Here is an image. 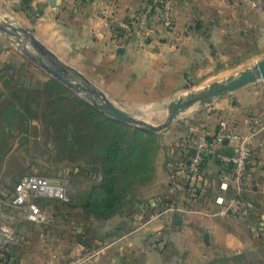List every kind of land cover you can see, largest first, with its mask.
<instances>
[{
  "label": "rangeland",
  "instance_id": "obj_1",
  "mask_svg": "<svg viewBox=\"0 0 264 264\" xmlns=\"http://www.w3.org/2000/svg\"><path fill=\"white\" fill-rule=\"evenodd\" d=\"M0 1L4 2L0 5L1 223L9 224L6 219H19L26 213V207L12 205L17 182L29 175L48 176L66 184L71 201L41 200L48 221L24 227L27 239L42 245L41 239H48L42 249L55 252L54 260L48 264H81L83 255L77 247L87 245L92 249L99 237L106 247L114 238L119 239L115 264H264L261 221L258 227L254 226L258 235L248 238L250 250L232 255L222 252L210 234L195 236L192 221L185 222L193 229L190 236L182 237L175 230L183 222L177 218L178 212L172 211L176 209L171 193L174 183L167 177L166 153L168 136L209 112L220 98L210 104L195 103L170 123L169 104L253 68L264 59V53L260 55L262 60L228 61L220 64L213 76L190 79L182 92L169 101L133 107L104 92L99 96L64 84L61 77L74 85L85 87L87 83L99 90L68 70L33 32L29 31L32 36L27 38L18 30L24 28L25 16L20 6L27 0H20V4L16 0ZM226 3L256 4L257 0ZM259 33L260 38L250 36L237 40V45L242 43L243 49L252 52L260 43L258 48L264 52V30ZM251 52L243 53L251 56ZM89 97L100 104L107 101L134 120L162 129L154 131L119 121L99 110ZM252 210L248 205L247 214L239 219L226 213L224 207L218 212L238 221ZM169 211L177 219H169L168 227H161L164 214ZM213 213L210 209L212 216ZM117 214H121L120 220L114 219ZM56 236L62 241H57ZM23 243L28 250L27 242ZM108 258L106 254L104 260ZM97 263L93 258L89 264Z\"/></svg>",
  "mask_w": 264,
  "mask_h": 264
},
{
  "label": "crops",
  "instance_id": "obj_2",
  "mask_svg": "<svg viewBox=\"0 0 264 264\" xmlns=\"http://www.w3.org/2000/svg\"><path fill=\"white\" fill-rule=\"evenodd\" d=\"M21 3L24 28L33 32L68 70L81 74L114 100L133 107L169 101L182 92L190 79L213 76L220 64L228 61L263 59L260 56L263 49L258 48L260 43L251 52L243 49L242 43L237 45V40L250 36L260 38L259 32L264 30V0H257L256 4L174 0L172 30L157 26L152 32L134 36L127 42L119 40L117 24L139 10V0H27ZM0 5L4 2L0 1ZM243 52H251V56ZM222 122L242 135L250 150L244 197L254 210L238 221L218 212L224 207L218 200L228 203L234 195L232 166L219 156L236 154L239 142L218 144L216 155L206 160L198 179H191L187 174L191 156L188 140L192 142L201 135L213 136ZM168 139L167 177L174 183L171 193L176 205L172 211L178 212L177 218L183 222L175 230L182 237L190 236L193 229L185 222L192 221L194 235L210 234L222 252L232 255L249 251V236L258 235L254 226L258 227L261 221L264 227V84H251L232 96L220 98L209 112L186 122ZM225 183L229 185L228 190L222 188ZM172 211L164 214L161 227H168L169 219L175 222L177 218ZM120 218L121 214L114 217ZM6 221L15 232V240L10 254L0 247V264H48L54 260L55 252L42 249L48 239L42 238V245L40 241L26 238L24 227L31 223L24 215ZM55 239L62 241L58 236ZM23 242H27L28 250ZM119 244V239L114 238L106 247L99 237L92 249L79 245L77 249L83 255L81 264H89L93 258L97 264H115ZM106 254L109 258L104 260Z\"/></svg>",
  "mask_w": 264,
  "mask_h": 264
},
{
  "label": "built area",
  "instance_id": "obj_3",
  "mask_svg": "<svg viewBox=\"0 0 264 264\" xmlns=\"http://www.w3.org/2000/svg\"><path fill=\"white\" fill-rule=\"evenodd\" d=\"M140 7L132 16L119 21L117 24V36L122 42H127L137 35H146L156 29L157 26L165 30H172L175 27L174 0H139ZM224 141L239 142V150L232 156H219V158L232 166V180L234 182V195L228 203L219 199V204L224 205L225 212L235 219H239L248 212V204L244 197V178L250 150L246 139L239 133L229 129L226 123H220L217 132L213 136L201 135L194 141H189L191 149L187 174L191 179H198L205 167L209 157L216 155L218 144ZM193 143V146L190 143ZM224 190L229 189L228 184L222 185ZM196 195L197 193L194 192ZM41 200L60 201L69 203V196L66 184L58 178L29 175L21 178L14 187V207H26L24 219L34 225H42L48 221L45 215ZM15 240L13 228L7 224L0 223V247L10 252Z\"/></svg>",
  "mask_w": 264,
  "mask_h": 264
},
{
  "label": "water",
  "instance_id": "obj_4",
  "mask_svg": "<svg viewBox=\"0 0 264 264\" xmlns=\"http://www.w3.org/2000/svg\"><path fill=\"white\" fill-rule=\"evenodd\" d=\"M18 30L21 33H24L27 38L32 36L31 33L23 27L18 28ZM40 45H42V44H40ZM52 73L55 74L56 76L60 75L57 71L52 70ZM75 73L77 74V76L83 78V76L81 74H79L77 72H75ZM60 79L64 84L71 86L72 88H75V89L81 88V89L86 90L90 93L96 92V94H98V95L100 94L99 96H101V94H103L102 91H99V90L96 91V89L89 87L90 85H87V83H85L86 86L83 87L80 84L74 85L67 78L61 77ZM261 80L264 81V60L258 62L253 68L248 69V70H244V71L240 72L238 75L228 78L224 82H220V83L216 82V83L211 84L208 88L205 89L204 92H201V93L198 92V94H191L184 99L170 103L169 107H170V109H172V112H171L170 117H169V123L171 121H173V119H175L179 115V113L187 110L188 108H190L195 103L210 104V103H212V101L214 99L224 98L230 93H234V92H236V91H238V90H240L246 86H249L251 84H255ZM89 100L99 110H102L108 116H111V117H113L119 121H122V122H125L128 124L141 125L143 127H146L148 129L154 130V131L162 129V128L161 129L154 128L145 122L134 120L133 118H131L129 116V114H127V113L123 112L122 110H120L119 108L111 105L107 101H106V104H100V103H97L92 97H89Z\"/></svg>",
  "mask_w": 264,
  "mask_h": 264
},
{
  "label": "trees",
  "instance_id": "obj_5",
  "mask_svg": "<svg viewBox=\"0 0 264 264\" xmlns=\"http://www.w3.org/2000/svg\"><path fill=\"white\" fill-rule=\"evenodd\" d=\"M7 254H10L9 252H7Z\"/></svg>",
  "mask_w": 264,
  "mask_h": 264
}]
</instances>
